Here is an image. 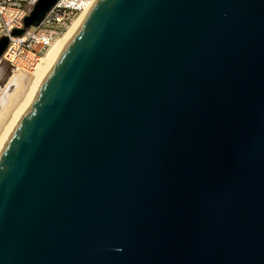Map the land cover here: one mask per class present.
Returning <instances> with one entry per match:
<instances>
[{
  "label": "water",
  "instance_id": "water-1",
  "mask_svg": "<svg viewBox=\"0 0 264 264\" xmlns=\"http://www.w3.org/2000/svg\"><path fill=\"white\" fill-rule=\"evenodd\" d=\"M0 264H264V0H96L0 151Z\"/></svg>",
  "mask_w": 264,
  "mask_h": 264
},
{
  "label": "built area",
  "instance_id": "built-area-1",
  "mask_svg": "<svg viewBox=\"0 0 264 264\" xmlns=\"http://www.w3.org/2000/svg\"><path fill=\"white\" fill-rule=\"evenodd\" d=\"M34 0H0V37L8 36L1 55L13 73H32L50 46L64 35L73 20L86 14L96 0H57L40 23L19 36L10 35L23 25ZM0 61V62H1Z\"/></svg>",
  "mask_w": 264,
  "mask_h": 264
},
{
  "label": "bare ground",
  "instance_id": "bare-ground-1",
  "mask_svg": "<svg viewBox=\"0 0 264 264\" xmlns=\"http://www.w3.org/2000/svg\"><path fill=\"white\" fill-rule=\"evenodd\" d=\"M85 16L86 14H81L71 22L64 35L56 40L47 50L45 55L38 63L36 69L32 72L33 74L31 73L29 75L23 72H19L13 73L10 76L9 83L13 84L16 90L12 94L4 92L0 95V107L4 109L2 113H0V151L4 147L6 141L8 140L16 126H13V122L16 121L14 124L18 122V119L22 115V112L27 105L25 100L29 99L28 97L32 96L35 89L46 77L63 48L66 46L68 41L81 25ZM10 127H12V129H10ZM8 131H10V134H8L9 136L6 135ZM5 135L8 137L7 139L3 140L4 137L6 138ZM2 141L5 142L4 144H2L1 148Z\"/></svg>",
  "mask_w": 264,
  "mask_h": 264
},
{
  "label": "rangeland",
  "instance_id": "rangeland-1",
  "mask_svg": "<svg viewBox=\"0 0 264 264\" xmlns=\"http://www.w3.org/2000/svg\"><path fill=\"white\" fill-rule=\"evenodd\" d=\"M25 74H31V73H25ZM33 74V73H32ZM10 76H11V72H10V69H9V67H8V65H7V63H5V62H0V95L1 94H3L4 92H7L8 94H12V93H14L15 92V86L13 85V84H10L9 83V79H10ZM29 99H26L25 101H26V103H28V101L30 100V98H31V96L30 97H28ZM23 103V102H22ZM4 109H2L1 107H0V113H2V111H3ZM23 113V112H22ZM16 118H18V117H16ZM15 118V119H16ZM19 120V119H18ZM16 122V121H15ZM15 122H13V126L14 125H16V124H14ZM10 129H12V127H10ZM9 129V130H10ZM11 131V130H10ZM10 131H8V133H6V135H8V134H10ZM5 135V136H6ZM9 136V135H8ZM8 136H6V138L4 137V139L3 140H5V139H7V137ZM4 142L5 141H2V143H1V148H2V144H4Z\"/></svg>",
  "mask_w": 264,
  "mask_h": 264
}]
</instances>
